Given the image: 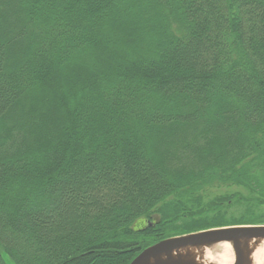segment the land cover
<instances>
[{"label":"trees","instance_id":"16d2710c","mask_svg":"<svg viewBox=\"0 0 264 264\" xmlns=\"http://www.w3.org/2000/svg\"><path fill=\"white\" fill-rule=\"evenodd\" d=\"M253 225L264 0H0V264Z\"/></svg>","mask_w":264,"mask_h":264},{"label":"water","instance_id":"95a60500","mask_svg":"<svg viewBox=\"0 0 264 264\" xmlns=\"http://www.w3.org/2000/svg\"><path fill=\"white\" fill-rule=\"evenodd\" d=\"M264 240V225L217 228L161 240L141 251L129 264H198L191 257H182L180 250L202 246L229 244L234 260L232 264H251L247 244Z\"/></svg>","mask_w":264,"mask_h":264},{"label":"bare ground","instance_id":"6f19581e","mask_svg":"<svg viewBox=\"0 0 264 264\" xmlns=\"http://www.w3.org/2000/svg\"><path fill=\"white\" fill-rule=\"evenodd\" d=\"M247 248L250 252L251 264H263L264 263V240L263 241H250L247 244ZM228 245L223 244L217 247L214 256L208 250H180L177 253L182 257H191L198 264H230L231 258L227 255Z\"/></svg>","mask_w":264,"mask_h":264},{"label":"rangeland","instance_id":"374dc122","mask_svg":"<svg viewBox=\"0 0 264 264\" xmlns=\"http://www.w3.org/2000/svg\"><path fill=\"white\" fill-rule=\"evenodd\" d=\"M223 244L228 245V247H229L228 252H227V255L231 258V262H230V264H232V262H233V260H234V256H233V252H232V249H231V247H230L229 244H226V243L212 244V245L202 246L201 249L208 250V251L211 252L214 256H216L215 251H216L217 247L222 246ZM263 264H264V263H263Z\"/></svg>","mask_w":264,"mask_h":264}]
</instances>
